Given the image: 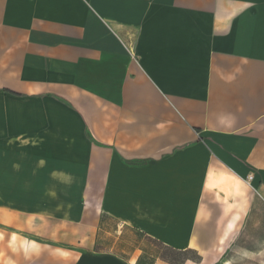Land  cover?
I'll return each mask as SVG.
<instances>
[{
    "label": "crops",
    "instance_id": "0c3cea01",
    "mask_svg": "<svg viewBox=\"0 0 264 264\" xmlns=\"http://www.w3.org/2000/svg\"><path fill=\"white\" fill-rule=\"evenodd\" d=\"M0 228V264H264V0H0Z\"/></svg>",
    "mask_w": 264,
    "mask_h": 264
},
{
    "label": "built area",
    "instance_id": "2783aa9c",
    "mask_svg": "<svg viewBox=\"0 0 264 264\" xmlns=\"http://www.w3.org/2000/svg\"><path fill=\"white\" fill-rule=\"evenodd\" d=\"M252 180H253V176H249L248 181L252 182Z\"/></svg>",
    "mask_w": 264,
    "mask_h": 264
},
{
    "label": "rangeland",
    "instance_id": "374dc122",
    "mask_svg": "<svg viewBox=\"0 0 264 264\" xmlns=\"http://www.w3.org/2000/svg\"><path fill=\"white\" fill-rule=\"evenodd\" d=\"M1 229V228H0ZM0 231H2V230H0Z\"/></svg>",
    "mask_w": 264,
    "mask_h": 264
}]
</instances>
